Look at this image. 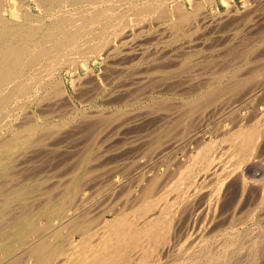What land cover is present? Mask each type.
Segmentation results:
<instances>
[{
	"label": "bare ground",
	"instance_id": "obj_1",
	"mask_svg": "<svg viewBox=\"0 0 264 264\" xmlns=\"http://www.w3.org/2000/svg\"><path fill=\"white\" fill-rule=\"evenodd\" d=\"M241 1L0 0V264L264 256V0Z\"/></svg>",
	"mask_w": 264,
	"mask_h": 264
},
{
	"label": "rangeland",
	"instance_id": "obj_2",
	"mask_svg": "<svg viewBox=\"0 0 264 264\" xmlns=\"http://www.w3.org/2000/svg\"><path fill=\"white\" fill-rule=\"evenodd\" d=\"M217 1H218V3H219V10H220V12H221V13H222V12L224 13L225 10H226V6H225L226 4L223 3L222 0H217ZM237 3L239 4V6H241V7L243 6V4H242L243 2H242L241 0H237ZM208 6H209V8H210V12H211V13H209V14L212 15V16H214V17H216V16L214 15L216 12L212 9L211 5H208ZM261 8H262V6H261ZM261 10H262V9H260L259 12H260L261 14H263L262 16H263V18H264V13H262V12L264 11V8H263L262 12H261ZM263 18H262V19H263ZM262 25H263V26H262ZM204 29H206V28H202V30H200V31H201V32H214V30H215V29L213 30V28H211V27L208 28V29H206V31H205ZM210 29H212L213 31L210 30ZM262 29H264V19L260 22V26H259V29H258V31H257V32L260 31V32L262 33V35H264V32H262V31H264V30H262ZM200 31H199V32H200ZM215 32H216V30H215ZM217 32H218V31H217ZM261 33H260L259 35L256 34L258 37L255 36V38L257 37L256 39H260L261 36H262ZM259 36H260V37H259ZM263 37H264V36H262V38H263ZM253 39H254V38H253ZM262 59H263V58H262ZM256 61L260 62L261 59H260V61H259V59L256 60ZM256 61H253V63H254V64H257L258 62H256ZM263 61H264V60H262L261 63H262ZM261 63H260V64H261ZM260 64H259V65H260ZM165 127H166V125H165ZM210 137H211V136H208L207 139H209ZM83 141H85V139H84ZM85 143H86V142H85ZM85 145H86V144H84V147H85ZM90 145H91V144H90ZM91 147H92V145H91ZM180 154H182V153H180ZM182 155H183V154H182ZM74 164H76V163H72V164H70L71 167H70V165L68 164L69 167H68L67 169L72 168V167L74 166ZM257 195H258V194H257ZM258 197H259V196H257V199H256V198L253 199L252 203L254 202V200H256V201L258 200V201H259V198H258ZM256 201H255V202H256ZM258 201H257L256 203L254 202L253 205L255 206L256 204H258ZM252 203H251V204H252ZM251 207H252V208H251ZM254 208L256 209V206L253 207V206L250 205V207L246 208L247 210L245 209V210H246L245 213L247 214L248 211H250V210L252 211V210H254ZM231 209H232V208H229V209H228V211L230 210V211H229L230 213H231V211H232ZM263 209H264V205L261 204L259 207H257V212H256V214H255V215H256V218L258 219V220H256V221L260 224V226H264V217H263L264 215H261V214L263 213V211H264ZM262 210H263V211H262ZM230 213H228V215H229ZM245 213L243 214V216L246 215ZM248 213H249V212H248ZM194 214H195L196 217H198V219H197V224H199V225L202 224V220H203V219H202V220L199 219V217H200V218H203V216H201V215H202V212L200 211V213H199V211H198V212H196V213H194ZM199 214H200V215H199ZM263 214H264V213H263ZM203 215H204V214H203ZM228 215H227V216H228ZM259 215H260L261 217H260ZM240 216H241V218H242V214H241ZM240 216L237 215L236 218L241 219ZM228 219H231V218H230V215L228 216ZM228 219H227V223L225 222L223 228L228 227V226L231 225V224L229 223ZM236 220H237V219H236ZM225 221H226V220H225ZM256 225L259 226L258 224H256ZM186 240H187V239H186L185 237H180V238H179V241H180V243H182V244L185 243L184 241H186ZM186 242H187V241H186ZM256 264H264V256H262L261 258H259L258 261L256 262Z\"/></svg>",
	"mask_w": 264,
	"mask_h": 264
}]
</instances>
